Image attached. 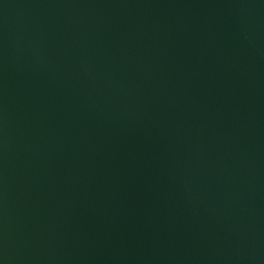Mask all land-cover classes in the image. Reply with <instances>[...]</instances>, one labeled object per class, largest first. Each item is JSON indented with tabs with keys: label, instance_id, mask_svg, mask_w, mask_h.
<instances>
[{
	"label": "water",
	"instance_id": "95a60500",
	"mask_svg": "<svg viewBox=\"0 0 264 264\" xmlns=\"http://www.w3.org/2000/svg\"><path fill=\"white\" fill-rule=\"evenodd\" d=\"M0 264H264V0H0Z\"/></svg>",
	"mask_w": 264,
	"mask_h": 264
}]
</instances>
